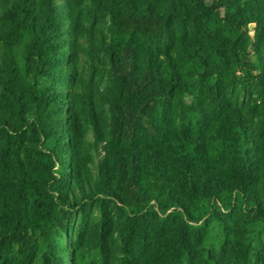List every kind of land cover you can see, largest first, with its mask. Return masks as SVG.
Masks as SVG:
<instances>
[{"label":"trees","instance_id":"obj_1","mask_svg":"<svg viewBox=\"0 0 264 264\" xmlns=\"http://www.w3.org/2000/svg\"><path fill=\"white\" fill-rule=\"evenodd\" d=\"M0 264H264V0H0Z\"/></svg>","mask_w":264,"mask_h":264},{"label":"rangeland","instance_id":"obj_2","mask_svg":"<svg viewBox=\"0 0 264 264\" xmlns=\"http://www.w3.org/2000/svg\"><path fill=\"white\" fill-rule=\"evenodd\" d=\"M90 221V220H89ZM66 260L64 259V262H65Z\"/></svg>","mask_w":264,"mask_h":264}]
</instances>
